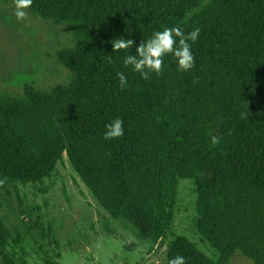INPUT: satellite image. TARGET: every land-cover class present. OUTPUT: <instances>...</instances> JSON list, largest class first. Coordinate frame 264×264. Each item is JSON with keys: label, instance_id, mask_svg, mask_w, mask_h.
I'll list each match as a JSON object with an SVG mask.
<instances>
[{"label": "trees", "instance_id": "1", "mask_svg": "<svg viewBox=\"0 0 264 264\" xmlns=\"http://www.w3.org/2000/svg\"><path fill=\"white\" fill-rule=\"evenodd\" d=\"M27 10L70 25L74 45L55 52L67 82L0 94V190L42 183L65 154L110 217L166 242L165 264H228L235 252L264 264V0H33ZM165 27L201 29L189 42L194 67L178 71L167 54L163 74L144 80L123 59ZM117 38L134 41L129 52L112 51ZM116 118L124 135L105 140ZM181 179L215 259L172 230ZM16 248L0 215L1 264H40L16 261Z\"/></svg>", "mask_w": 264, "mask_h": 264}, {"label": "rangeland", "instance_id": "2", "mask_svg": "<svg viewBox=\"0 0 264 264\" xmlns=\"http://www.w3.org/2000/svg\"><path fill=\"white\" fill-rule=\"evenodd\" d=\"M26 11L27 18L17 21L13 0H0V94H21L26 83L49 90L68 80V71L57 62L55 52L74 45L72 27L55 25ZM0 215L23 248V252L15 249L16 261L21 254L27 262L40 264L51 260L60 264H165L166 242L154 245L139 238L125 220L110 217L65 154L42 183L1 189ZM195 219L193 186L181 179L172 230L215 259ZM228 264L254 262L235 252Z\"/></svg>", "mask_w": 264, "mask_h": 264}, {"label": "clouds", "instance_id": "3", "mask_svg": "<svg viewBox=\"0 0 264 264\" xmlns=\"http://www.w3.org/2000/svg\"><path fill=\"white\" fill-rule=\"evenodd\" d=\"M33 0H13L14 16L17 21L25 20L28 16L26 9L31 8ZM201 29L195 27L187 34L180 27H165L162 31L153 32L152 36L136 47L135 54H128L123 59L125 66H131L132 70L140 74L144 80H149L152 73L163 74V57L171 54L178 65V71H188L194 67V57L191 51V43L199 38ZM134 41L131 39L117 38L111 41L112 51L129 50ZM129 52V51H128ZM111 56H107L109 62ZM117 79L121 89L127 87V77L123 72H117ZM105 140H112L124 135L123 121L119 118L105 125ZM220 142L219 137H211V143L216 145ZM7 177L0 178V187L7 182ZM167 264H186L183 256L177 255L168 260Z\"/></svg>", "mask_w": 264, "mask_h": 264}]
</instances>
